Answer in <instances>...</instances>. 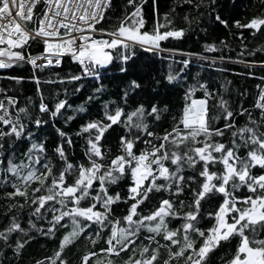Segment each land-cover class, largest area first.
Listing matches in <instances>:
<instances>
[{
    "label": "trees",
    "instance_id": "16d2710c",
    "mask_svg": "<svg viewBox=\"0 0 264 264\" xmlns=\"http://www.w3.org/2000/svg\"><path fill=\"white\" fill-rule=\"evenodd\" d=\"M42 1L40 0V4ZM134 3L140 5L144 20L143 30L151 31L158 23L164 26L161 30H167L168 21H171L172 28L184 29L183 35L160 41L159 47H154L151 51L133 45L131 55L125 62L119 59L120 53L112 49L110 50L112 59L103 66L98 65L92 75L83 74L81 65L71 57H63L57 66L36 67L24 62L18 66L0 69V103L8 107L9 115L13 119L19 110H24L21 120L25 129L20 137L12 136L11 139L7 136L0 137V229L8 226L13 218L25 229L24 233H9L6 243L0 240V264H35L37 260L43 262L45 258L53 256L65 232L72 230L71 220L62 217L54 231L48 233L49 221L53 215L51 202H46L47 211L41 216L32 214L34 195L32 189L38 186L37 180L31 181L27 188L23 189L27 193V201L23 196H7L14 191L13 184L16 183V178L5 171L9 161L17 164L22 160L27 162L25 153L29 151L30 145L42 143L43 151L38 158V172L47 171L45 168L47 163L53 170L52 175L55 176L65 168L66 163L71 164L74 169L72 173L66 175V182L71 183L79 166L82 164L87 166L88 163L86 155L88 133L81 132V126L93 119H102L103 105L106 102L110 109L121 107L122 121L123 117L140 105L146 110H150L153 105L160 109L158 117L150 112L142 117L146 131L132 128L131 135L135 140L133 149L137 155L142 151L150 152L153 146L159 149L164 134L166 132L171 134L173 127L183 130V124L177 122L181 120L185 104H191L192 99L206 101L207 118L214 128L223 132L222 136H213V142L218 141L232 146L233 140H236L235 152L240 158L246 157L249 146L240 142L238 136L234 137L233 132L246 125L252 126L250 121L256 122L255 126L264 132V109L256 106L257 98L264 90V31L237 28L233 23L236 20L247 23L254 16H264V0H215V7L211 12L200 3V0H191V3L186 0H142V3L141 0H134ZM132 11L133 6L128 4V0H109L103 18L96 28L111 32L124 16ZM217 14L227 22L226 25L216 21ZM209 44L214 45V49L208 50L205 47ZM40 48L41 43L34 39L30 40L23 50L36 52ZM185 59L188 60L187 65L183 63ZM121 67L125 71L121 72ZM169 75L175 77L171 82L166 79ZM69 76H78L79 79L70 80ZM14 77L19 79H13ZM132 80L139 84V88L130 90L125 102L121 97ZM200 85L204 87L201 88ZM189 89L190 96L186 100ZM206 91L209 93L207 97ZM9 97L14 101L11 105L8 103ZM60 100H65L66 105L53 118L49 112ZM221 101L224 104L223 108L220 106ZM41 102L47 106L49 112L40 111ZM225 109L232 113L227 121L231 126L229 129L223 128L226 122ZM69 116L73 118L68 120ZM212 117L216 118L211 119ZM37 119L42 123L37 125L35 123ZM7 128L8 126L0 124V130L7 132ZM56 129L65 133V137L62 138ZM147 132L153 135L148 136ZM125 135L127 133L123 122L110 127L103 135L100 145L103 155L96 158L97 162L107 165L114 156L121 154L120 137ZM69 138L71 144L68 143ZM57 145L63 147L64 157L56 154ZM165 151L169 154L165 166L175 170V166L171 164V151H178V154L183 155V146L177 149L166 142L165 150L159 154L163 156ZM33 160H37L36 153H33ZM203 167L202 163L192 167L183 164L180 172L184 178L181 191L176 193L174 187L172 191L153 189L146 201L137 206L136 212L139 215L133 219H139L140 215H148L159 206L162 199H168L178 213L189 211L193 199L192 189H198V182H203V178L199 177ZM209 171L219 174L223 171V165L219 161L215 165L210 164ZM261 173H264V168L258 165L250 169L252 176ZM5 175L9 177L7 181L4 180ZM189 176L194 178L193 181L187 179ZM41 178L51 183L50 177ZM131 182L129 173L118 176L115 183L107 184L110 195L120 194V199L110 206L109 216L110 221L119 220L120 226H124L122 218L132 203L127 199V189ZM147 183L145 180V185ZM155 183L164 184L165 181L162 177H157ZM237 185L235 188L231 184L227 186L231 195L242 198L251 194L246 185L238 182ZM98 186L99 181L94 180L93 195L94 188ZM41 194L44 193L38 191L35 195ZM222 199L223 194L213 193L202 201L198 214L200 217L198 226L201 229L211 226L213 220L209 218L208 213L214 211ZM88 203L91 201H82L80 206L87 207ZM9 204L13 207L9 208ZM96 207L97 210H102L99 209V205ZM30 219L35 227L29 226ZM165 219L170 230H177L183 223L181 215L168 216ZM37 228H41L42 231H36ZM110 231V224L100 228L95 223H89L83 233L64 247L60 259L65 260L66 264H81V257L90 251L94 255L89 257L86 264H124L133 254V248L136 255H139V249L148 246V236L151 235L145 228L137 229L133 245L116 255L101 251L108 246L105 240ZM89 236L95 238V243L89 240ZM191 238L197 239L194 233L191 234ZM257 238H264V230L258 232ZM18 239L26 243L17 256L11 249ZM237 243L238 237L221 242L210 253L208 264H226L234 254ZM169 244L170 242L165 241L162 235H154L151 246L159 245L156 264H162L163 259L167 257L166 245ZM172 264H182V261L173 259Z\"/></svg>",
    "mask_w": 264,
    "mask_h": 264
},
{
    "label": "snow or ice",
    "instance_id": "6c2138e0",
    "mask_svg": "<svg viewBox=\"0 0 264 264\" xmlns=\"http://www.w3.org/2000/svg\"><path fill=\"white\" fill-rule=\"evenodd\" d=\"M191 3V0H186ZM38 0H0V68H6L10 63H17L27 60V63L36 67L60 64L61 57L65 54L71 56V59L81 65L83 74L92 75L97 66L107 64L111 59L110 50L116 49L120 55L119 59L125 62L129 59L133 45H139L151 51L152 48H158L159 42L169 37L179 38L183 35V28H172L171 21H168L167 30H161L164 26L157 24L151 31H145L144 20L141 16L140 5L134 3V0H128V4L133 6V11L124 16L119 25L114 30L107 33L108 38H103L104 29H100L101 36H97V30L94 27L98 24L97 17L103 18L104 8L109 0H44L45 8L42 16H35L34 6ZM142 3V0H141ZM211 12L215 7V0H200ZM199 7V4L197 5ZM35 16L36 23L30 30L26 27L32 23ZM139 17V19H137ZM167 20V14H165ZM187 19V17H185ZM216 21L221 25H226V21L217 14ZM237 28L260 29L264 31V16H254L241 23L239 20L233 21ZM63 29V33L59 31ZM39 39L43 44V51L39 56L22 55L23 47L27 46L30 40ZM208 50L214 49V45H206ZM21 49V50H14ZM121 49L123 51H121ZM6 57V59H4ZM38 60H43L44 64H37ZM185 65L188 60L183 61ZM121 72L125 71L123 67ZM175 77L169 75L166 79L171 82ZM19 79V78H13ZM70 80H78V76H69ZM203 88V85H200ZM139 88V84L132 80L125 88L121 100H127L128 92ZM99 91V90H96ZM186 95V100L190 96ZM209 93L205 92V97ZM9 105L14 101L8 98ZM204 99H192L191 104H185L181 120L177 123L183 124V130L173 127L172 133H165L160 141L159 149L151 147V151H142L135 154L131 130L136 128L140 131H146L142 117L149 112L152 115L159 116L160 109L153 105L150 110H146L142 105L137 106L127 116L122 118L121 107L110 109L108 103L103 105V117L100 120L93 119L81 126V132L88 133V148L86 155L88 163L80 165L71 183L66 182V175L72 173L74 166L65 164L58 175H52V168L45 164L47 171L38 172V158L43 151V145L33 143L30 149L25 153L27 162L21 161L20 164L13 163L11 160L5 170L16 178L13 184V192L7 194L9 197L23 196L27 201V193L23 190L27 188L28 183L33 180L38 181V186L32 189L33 206L32 214L37 217L45 213L48 208L46 202H51L53 215L48 225V233L54 231L55 227L61 222L62 217H67L72 222V230L65 232L59 240V247L53 253L52 257L45 258L42 262L37 260L35 264H66V261L60 259L64 247L72 242L77 236L88 228L89 223H95L103 228L110 224L111 231L105 242L107 248L101 249L102 252L119 255L123 249H128L135 240V231L139 228H145L151 235L148 236V246L139 249V255H136L133 248V254L128 257L124 264H156L158 259V247H152L153 237L156 234L163 236L165 241L170 244L168 255L163 259L162 264H172L173 259L182 261V264H208V257L213 249L221 242H226L232 238L238 237V243L234 254L226 264H264V238H257L259 231L264 230V173L252 176L250 169L258 165L264 168V132L256 127V122L250 121L252 126L240 128L233 132V136H238L240 142L249 146L245 158L236 155V140H233L232 146L213 142V136H222L221 129L214 128L210 119L207 118V109ZM66 105L65 100H60L54 105V109L49 112L47 106L41 102L40 111L49 112V115L55 118L60 110ZM220 106L224 104L221 101ZM257 107L264 109V90L261 96L257 98ZM83 111V109H80ZM21 109L15 119L9 115V109L3 103H0V124L8 126L7 132L0 130V137L12 136L20 137L25 131L21 114ZM232 113L225 109L224 129L231 126L227 121ZM135 117V121H133ZM73 117L69 116L68 120ZM212 117L211 119H215ZM124 123L127 135L120 137L121 154L112 158L109 164L98 163L96 158L102 157L100 147L105 132L115 124ZM37 125L41 120L35 121ZM63 138L65 133L56 129ZM148 136L153 135L147 132ZM202 137V139H197ZM139 137H137L138 139ZM166 142L179 149L183 146V155L178 151H171V164L175 170H170L165 166V160L169 159L168 152L161 156L159 153L166 148ZM68 143L71 144L69 138ZM199 144L200 146H196ZM57 155L64 157L65 152L61 145L55 148ZM33 153H36L37 160H33ZM216 153L218 155H214ZM223 165V171H209V165H215L217 162ZM204 165L199 172V177L203 182H198V189H192V203L189 211L178 213L174 205L168 199L159 201V206L155 207L148 215H140L139 219H133L139 215L136 212L137 206L146 201L150 192L155 189L159 191L164 189L179 193L183 187V177L180 175L182 165L189 167ZM153 165L155 167H153ZM131 183L128 186L127 199L131 200L127 214L123 216L124 226H120L119 220L110 221V206L114 201L120 199V194L110 195L107 190V184L115 183L118 176L129 174ZM51 178V183L46 179ZM157 177H162L164 184H157ZM8 175L4 180H8ZM193 181V177L187 178ZM98 180L99 186L94 188L93 181ZM145 180L148 183L145 185ZM215 181V182H214ZM239 184L246 185L251 193L245 197H236L229 193L227 186L231 184L234 188ZM38 191L44 194L35 195ZM213 193L223 194V199L214 211L209 212L208 216L213 223L207 229H201L198 226L200 219L199 212L201 203L204 199ZM82 201H91L87 207L80 206ZM70 202V206H69ZM239 202V203H238ZM182 203V202H181ZM54 205H60L59 208ZM97 205L99 209L97 210ZM9 208L13 205L9 204ZM63 209V210H62ZM181 215L183 223L177 230L168 228L166 217ZM30 227H35L31 219L28 221ZM36 231H42L37 228ZM25 232L20 223L11 219L8 226L0 229V240H8L9 233ZM194 233L196 240L191 238ZM100 235L99 229L97 236ZM89 240L95 243V238L89 236ZM26 242L18 239L12 247V252L19 255L22 252ZM198 243V246H197ZM175 248V250H173ZM94 253L86 252L81 257V264H86L90 256Z\"/></svg>",
    "mask_w": 264,
    "mask_h": 264
},
{
    "label": "built area",
    "instance_id": "2783aa9c",
    "mask_svg": "<svg viewBox=\"0 0 264 264\" xmlns=\"http://www.w3.org/2000/svg\"><path fill=\"white\" fill-rule=\"evenodd\" d=\"M44 8H45V4H44V0L41 2V4H40V0H38V3H37V5H35L34 6V14H35V16H42L43 15V13H44ZM105 9V8H104ZM35 16H34V19H33V22L32 23H28L27 25H26V27L28 28V29H32L33 28V25L36 23V21H35ZM97 19H98V21L100 22V20H101V18L100 17H97ZM98 22V23H99ZM96 26L97 25H95L94 27L96 28ZM96 30H97V36L98 37H100L101 36V33H100V30L99 29H97L96 28ZM59 31L61 32V33H63V29H59ZM103 38H108L107 37V32H105V34L103 35ZM35 40H38L40 43H41V48L38 50V51H36V52H25L23 49H22V55L24 56V57H27V56H29V55H31V56H39L41 53H42V51H43V44H42V42L39 40V39H35ZM14 50H21V49H14ZM63 57H71L70 55H68V54H65L64 56H62L61 57V59L63 58ZM4 59H6V57L4 58ZM27 63V60L25 59V60H23V61H20V62H17V63H10L9 64V66L8 67H6V68H9V67H12V66H14V65H20L21 63ZM27 64H29V63H27ZM37 64H44V61L43 60H38L37 61ZM30 66H34V65H32V64H29ZM59 65V64H58ZM44 66H57V64H55V63H52L51 65H44ZM0 69H4V68H0Z\"/></svg>",
    "mask_w": 264,
    "mask_h": 264
},
{
    "label": "rangeland",
    "instance_id": "374dc122",
    "mask_svg": "<svg viewBox=\"0 0 264 264\" xmlns=\"http://www.w3.org/2000/svg\"><path fill=\"white\" fill-rule=\"evenodd\" d=\"M38 41V40H37ZM39 42V41H38ZM38 51V50H37Z\"/></svg>",
    "mask_w": 264,
    "mask_h": 264
}]
</instances>
